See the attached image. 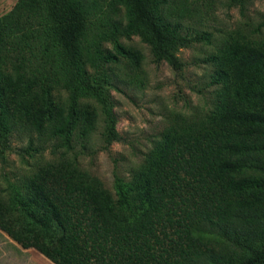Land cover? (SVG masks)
I'll use <instances>...</instances> for the list:
<instances>
[{
	"label": "trees",
	"instance_id": "trees-1",
	"mask_svg": "<svg viewBox=\"0 0 264 264\" xmlns=\"http://www.w3.org/2000/svg\"><path fill=\"white\" fill-rule=\"evenodd\" d=\"M227 1L244 12L254 0ZM166 3L19 0L0 18V159L11 147V106L69 146L83 116V134L95 128V113L79 110L93 98L106 116L104 145L123 142L108 67L142 56L122 40L139 37L157 62L181 72V50L209 37L162 21ZM215 62L212 80L223 88L208 127L168 132L114 192L51 164L30 181L29 223L0 202V230L54 264H264V49L238 46ZM61 91L68 98L55 101Z\"/></svg>",
	"mask_w": 264,
	"mask_h": 264
},
{
	"label": "rangeland",
	"instance_id": "rangeland-1",
	"mask_svg": "<svg viewBox=\"0 0 264 264\" xmlns=\"http://www.w3.org/2000/svg\"><path fill=\"white\" fill-rule=\"evenodd\" d=\"M18 1L0 0V18L10 13ZM263 14L262 0H254L244 12L227 0H167L159 12L162 21L181 24L187 32L209 34L208 40L181 50V72L166 62H157L150 46L139 37L123 39V46L142 56L139 65L123 58L108 67L112 83L118 88L112 89V100L123 142L104 145L106 116L93 98L80 100L79 110L95 113V128L85 136L81 115L69 146L49 133L39 134L26 119L14 116L13 106L8 108L11 147L5 152V160L0 159V202L12 209L14 218L29 223L28 187L39 170L51 164H68L96 177L114 192L119 179L129 182L143 168L168 132L208 127L223 88L212 80L218 69L215 57L238 46L263 50L264 27L259 29ZM53 98L65 101L68 94L54 92ZM5 244L17 243L0 230L1 250Z\"/></svg>",
	"mask_w": 264,
	"mask_h": 264
},
{
	"label": "crops",
	"instance_id": "crops-1",
	"mask_svg": "<svg viewBox=\"0 0 264 264\" xmlns=\"http://www.w3.org/2000/svg\"><path fill=\"white\" fill-rule=\"evenodd\" d=\"M3 247L0 249V264H54L34 248L24 249L19 244H5Z\"/></svg>",
	"mask_w": 264,
	"mask_h": 264
}]
</instances>
